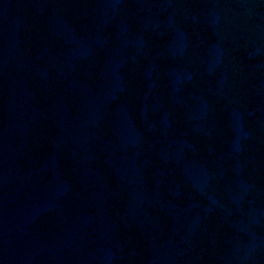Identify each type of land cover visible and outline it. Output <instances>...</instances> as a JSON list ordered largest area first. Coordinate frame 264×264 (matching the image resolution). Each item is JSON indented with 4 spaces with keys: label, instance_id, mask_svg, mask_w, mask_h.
I'll return each instance as SVG.
<instances>
[{
    "label": "water",
    "instance_id": "1",
    "mask_svg": "<svg viewBox=\"0 0 264 264\" xmlns=\"http://www.w3.org/2000/svg\"><path fill=\"white\" fill-rule=\"evenodd\" d=\"M0 264H264V0H0Z\"/></svg>",
    "mask_w": 264,
    "mask_h": 264
}]
</instances>
